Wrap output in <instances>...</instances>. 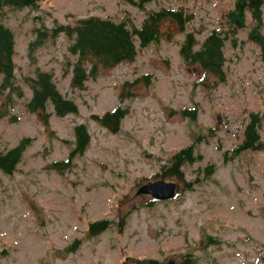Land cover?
Instances as JSON below:
<instances>
[{
	"label": "rangeland",
	"instance_id": "374dc122",
	"mask_svg": "<svg viewBox=\"0 0 264 264\" xmlns=\"http://www.w3.org/2000/svg\"><path fill=\"white\" fill-rule=\"evenodd\" d=\"M233 6L234 0H149L142 7L129 0H39L36 7L5 8L4 23L15 37L18 89L0 92V153L22 138L31 141L14 172H0V264H138L145 258L175 264L189 253L198 264H264V146L232 153L251 113L260 118L264 142V56L248 39L250 13L235 41L224 42V81L179 55L185 33L202 43L211 30L225 28L222 16ZM160 8L183 9L192 17L184 31L168 22L170 38L146 47L135 39L133 61L100 69L80 90L70 87L74 57L64 35L47 39L29 58L36 28L50 30L85 16L139 27ZM36 68L52 74L60 92L77 104V114H52L45 125L27 110L31 89L25 78L34 77ZM126 81L133 85L120 101L125 115L111 133L90 116L113 110ZM48 103L46 111H53ZM193 108L195 119L182 114ZM80 123L90 143L60 175L49 164L67 159ZM192 142L202 159L182 166L184 181L164 177L179 185V196L147 205L149 197L135 195L141 184L160 179L171 155ZM208 164L214 170L205 176ZM185 182H194L192 188L184 189ZM102 219L109 227L89 235V223ZM76 240L77 248L66 251Z\"/></svg>",
	"mask_w": 264,
	"mask_h": 264
},
{
	"label": "trees",
	"instance_id": "16d2710c",
	"mask_svg": "<svg viewBox=\"0 0 264 264\" xmlns=\"http://www.w3.org/2000/svg\"><path fill=\"white\" fill-rule=\"evenodd\" d=\"M39 0H0V92L17 90L15 85V37L12 29L4 23L3 17L5 8L21 9L24 7H36ZM133 5L142 7L149 0H129ZM264 0H234V6L223 14V29H213L198 44L192 32L185 34L183 42L179 48V54L183 62L198 67L204 74L215 76L218 82L225 79L224 72V42L231 37L233 42L238 30L244 28L246 22V12L250 13L253 21L248 32V39L259 46L262 56H264V35L262 28V6ZM192 15L187 14L183 9L160 8L149 11L139 27L130 26L126 20L114 21L110 17L86 16L76 20L74 24L56 23L50 30L36 28L35 38L28 45V55L32 60L35 51L44 45L50 38L64 35L69 41L68 53L74 57L71 66L72 76L70 87L82 89L85 81L89 77H96L100 69L106 70L116 65L133 61L137 48L135 39L140 47H146L153 42H158L161 37L170 38L172 26L184 31L185 25L190 21ZM26 83L30 86L31 97L26 103V108L30 113L37 115L41 122L48 124L50 113L46 107L50 102L53 113L58 117L67 114L77 113V105L71 99L66 98L56 87L53 76L47 71L39 68L35 69L34 77H26ZM127 82L124 87L131 85ZM21 95V92H18ZM122 94V93H121ZM122 94L129 97L130 94ZM195 119L196 111H185ZM125 111L118 105L113 111L106 112L102 116L93 115L92 118L106 127L111 132L118 130V125L123 118ZM260 118L257 113L250 114V122L244 131L242 143L233 150V155H237L244 150L257 151L264 146L260 140L258 126ZM75 141L70 151L67 161L54 163L53 166L69 167L72 158L81 155L89 144V133L84 124H78L74 128ZM31 138H22L17 145L0 153V171L4 174H12L22 159L25 148ZM66 142V141H65ZM202 159L201 154H195V147L188 145L174 153L169 164L162 168V175L166 177H176L183 179L182 166L195 163ZM59 165V166H57ZM213 165L209 164L203 168L206 176L213 172ZM198 182V180H196ZM187 188L191 189L192 182H188ZM107 220L96 221L89 224V232L97 235L107 229ZM209 241L217 243L218 240L207 236ZM203 242V240H201ZM78 241L66 248V251H73ZM138 264H163L154 259L138 260ZM176 264H198L197 258L192 254L183 256Z\"/></svg>",
	"mask_w": 264,
	"mask_h": 264
},
{
	"label": "water",
	"instance_id": "95a60500",
	"mask_svg": "<svg viewBox=\"0 0 264 264\" xmlns=\"http://www.w3.org/2000/svg\"><path fill=\"white\" fill-rule=\"evenodd\" d=\"M175 184L172 182H164L163 180L145 184L137 190V194H151L157 199H168L174 195Z\"/></svg>",
	"mask_w": 264,
	"mask_h": 264
}]
</instances>
